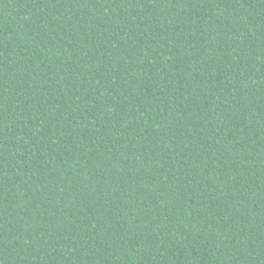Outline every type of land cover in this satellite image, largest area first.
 Segmentation results:
<instances>
[{
    "label": "trees",
    "instance_id": "16d2710c",
    "mask_svg": "<svg viewBox=\"0 0 264 264\" xmlns=\"http://www.w3.org/2000/svg\"><path fill=\"white\" fill-rule=\"evenodd\" d=\"M0 264H264V0H0Z\"/></svg>",
    "mask_w": 264,
    "mask_h": 264
}]
</instances>
